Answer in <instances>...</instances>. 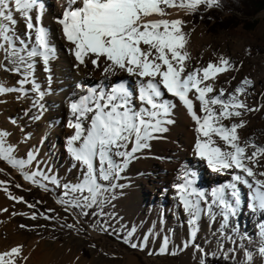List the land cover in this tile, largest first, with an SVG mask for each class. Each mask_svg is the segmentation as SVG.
I'll list each match as a JSON object with an SVG mask.
<instances>
[{
    "label": "snow or ice",
    "instance_id": "1",
    "mask_svg": "<svg viewBox=\"0 0 264 264\" xmlns=\"http://www.w3.org/2000/svg\"><path fill=\"white\" fill-rule=\"evenodd\" d=\"M223 7L224 0H64L61 4L62 12L54 21L65 51L73 58L72 68L80 70L91 65L101 77L93 85L78 83L80 94L73 93L68 100L65 126L72 131L66 137L65 150L79 178L69 183L47 175L38 164L36 148L27 151L26 158H17L11 133L3 127L0 161L45 191L61 189L55 202L76 221L62 224V228L79 232L83 228L81 216L105 215L104 206L130 187L121 182L129 165L151 150L153 140L165 138L176 124L174 117L179 107L193 123L192 155L206 163L211 172L228 174L230 179L205 191L196 186V173L182 168L172 187L187 218L188 236L175 250L168 247L170 237L165 236L159 254L175 256L191 248L198 264H208L209 257L218 258V252L236 264H264V245L255 250L237 247L226 252L221 246L218 252H209L196 243L203 217L210 225L218 223L220 234L231 239L225 230L239 228L243 207L252 214L259 213L258 235L264 240V144L257 143L252 135L242 138L240 134L248 124L246 117L264 111V102H247L254 88L249 76L242 77L235 87H231L237 79L235 75L225 81L229 87L217 86L221 75L239 72L242 61L234 63L230 57L213 52L215 59L202 63L201 57L193 63L189 50L195 29L186 30L189 21L184 17ZM43 11L40 0H0V72L18 77L13 85L0 81V102L13 93L17 101L29 100L30 106L22 115L34 121L43 118V101L53 79L51 62L56 59L49 30L42 23ZM17 16L24 23L25 39L16 35L20 22ZM38 63L46 74L47 89L36 78ZM121 74L131 83L120 78ZM258 95L264 98V92ZM9 122L19 126L16 119L10 117ZM23 138L29 140L30 134L24 133ZM30 166L35 170H28ZM9 184L0 180V190L7 199L36 208L23 196L14 195ZM242 188L248 189L246 201ZM46 211L48 214H39L45 220L58 218V214L51 215L55 209ZM7 212L8 208H0V213ZM17 215L28 213H10V217ZM37 217L33 211L30 219ZM18 227L30 230L26 224ZM132 237L129 232L123 242L143 251L148 237H144V243H136ZM29 260L22 243L0 251V264H28Z\"/></svg>",
    "mask_w": 264,
    "mask_h": 264
},
{
    "label": "bare ground",
    "instance_id": "2",
    "mask_svg": "<svg viewBox=\"0 0 264 264\" xmlns=\"http://www.w3.org/2000/svg\"><path fill=\"white\" fill-rule=\"evenodd\" d=\"M40 2L44 5L43 26L49 30L51 44L56 49V59L51 62L53 79L50 83V91L47 92L43 101L45 104L43 118L34 121L24 117L22 113L29 108L30 102L29 100L17 101L16 94L13 93L5 96L4 101L0 102V127L10 131V142L16 146L17 158H26L27 151L36 148L38 149V164L42 170H46L47 175L54 176L62 182L75 183L79 178V173L72 169L73 160L65 150L66 137L72 131L65 126L69 116L68 100L73 93L80 94L76 88L78 83L93 85L101 77L99 71H94L91 65L80 70L72 68L73 58L65 51V42L60 38L59 26L54 21V18L62 12L61 4L64 3V0H40ZM184 18L191 21V16ZM17 19L20 22L16 26V35L25 39L24 23L19 16ZM191 29H195L189 44L193 63L201 57L202 63L215 59L212 56L213 52L230 57L234 63L242 61L241 70L221 75L217 86L229 87L225 81L235 75L237 79L232 81L231 85V87H235L242 77L249 76L254 81V88L248 93L247 102L250 104L263 102L264 98H260L258 94L264 92V54H259L255 46H251L249 43L244 44L252 41L253 36L246 35L241 28L217 37L208 36L202 25H187L186 30ZM2 62L3 53L0 52V63ZM35 75L41 86L47 89L49 84L46 74L39 63ZM17 78L16 75L0 72V81L6 84L13 85ZM120 78L129 79L131 83V79L125 74H121ZM10 117L16 119L19 126L11 124ZM174 118L176 124L171 126L170 131L165 134V138L153 140L151 150L146 151L141 158L129 165L125 179L121 182L130 185V187H126L122 195L118 192L112 204L118 214L116 219L118 225L126 233H133L134 242L144 243V237H148L146 248L141 254H144L146 258H151L150 260L157 259L159 256L169 257V255L159 254V248L165 236L170 237L168 247L173 250L188 236L187 218L178 205L175 190L172 187L177 182V176L182 168L194 171L196 186L205 191H210L211 188L224 184L230 179L228 174L211 172L206 163L192 155L193 123L186 112L178 107ZM246 119L248 124L240 133L242 138L252 135L257 143L264 144V111L251 114ZM21 128H23V132ZM24 133L30 134L29 140H24ZM42 140L43 142H41ZM13 170L16 175L20 174L18 170ZM28 170L34 171L35 168L30 166ZM203 174L208 175L207 180L204 179ZM23 181L25 184H30L24 179ZM49 188H53L50 183ZM57 189L59 188L52 191ZM247 193L248 189L242 188L245 201ZM19 205L20 203H14L7 199L4 192L0 190V208L9 209L7 213H0V235L13 229L19 231L15 222L19 217H10L9 214ZM243 210L244 216L238 218L239 228L236 231L225 230L231 239L220 234L218 223L210 225L208 218L203 217L199 222L196 243L209 252H218L221 246L226 252L237 247L255 250L264 245V240L258 235L257 224L261 219L259 213L252 214L247 207ZM91 232L96 236L100 235L94 230ZM242 235L245 237L244 239H241ZM42 247H44L43 242L40 245L31 243L26 247L25 252L30 256L28 264H60V260L52 254L41 253ZM8 248H0V251ZM148 252L157 254L148 255ZM177 256L181 264H198L193 258L194 254L191 248ZM122 257L125 259L124 264H140L134 251L126 252ZM237 258L239 259V254H237ZM86 262L85 258L78 255L74 260L70 259L65 264H85Z\"/></svg>",
    "mask_w": 264,
    "mask_h": 264
},
{
    "label": "rangeland",
    "instance_id": "3",
    "mask_svg": "<svg viewBox=\"0 0 264 264\" xmlns=\"http://www.w3.org/2000/svg\"><path fill=\"white\" fill-rule=\"evenodd\" d=\"M258 1L264 2V0ZM237 8L243 11L235 13L234 10ZM251 11L252 9L248 10L235 4V0H224V7L222 9L191 15V21L188 25H202L206 30V34L212 37L221 36V34L233 32L241 28L246 35L253 36L252 41L244 44L249 43L251 46H255L259 54H264V10L250 14L249 12ZM201 16L203 19H201ZM217 18L223 19L225 23H228L229 27L227 29H220L219 26H213L214 19ZM232 18L238 21L235 26H233V22L232 24L228 22ZM209 20H212V22L208 23ZM0 169L4 170L0 171L1 180L10 182L8 185L9 190L14 195L23 196L29 203L36 204L35 209H29L25 204L20 203L16 209L10 211V213L25 212L28 213V216L17 215L19 219H16L15 222L19 231L17 232L13 229L3 232L0 235V248H8L16 243H22L25 245L26 250V247L30 246L31 243L40 245L43 242L44 247L41 248L40 252L52 254L60 260V264L68 263L70 259L74 260L78 255L85 258L87 260L86 263L89 264H124L125 259L122 255L133 251L140 264H181L177 255H169L167 258L159 256L157 259L150 260L151 258H146L144 254H141L143 253L141 250H134L130 245L125 244L123 237L127 236L128 233L118 225V221L116 220L118 214L112 205L113 201L111 204L104 206L103 211L105 215L81 216L80 220L83 223V228H80V225L77 224V227L80 228L79 232L69 230L66 227L62 228L61 225L75 223L76 221L73 216L64 212L61 205L55 202L56 196L61 192V189L45 191L33 184H25L22 176L20 174L16 175L13 168L3 161H0ZM203 177L206 180L208 179L207 174H203ZM16 184L23 185V188H16ZM37 201H43V203H37ZM47 209H55V212L51 213V215L56 216L58 214V218L45 220L43 216L39 215L40 213L48 214ZM243 209L245 207L242 208L240 218L245 214ZM33 211L38 214L36 220L30 219ZM20 224L29 225L30 230L20 229L18 227ZM100 225L107 227L108 230L103 231ZM20 230L22 231L20 232ZM91 230L96 231L100 235H94ZM220 257L223 256L218 254V258ZM229 261L236 264L235 260Z\"/></svg>",
    "mask_w": 264,
    "mask_h": 264
},
{
    "label": "trees",
    "instance_id": "4",
    "mask_svg": "<svg viewBox=\"0 0 264 264\" xmlns=\"http://www.w3.org/2000/svg\"><path fill=\"white\" fill-rule=\"evenodd\" d=\"M235 4H238V6L241 7H245L248 10H251V12H249L250 14L252 12H260L264 10V2L258 1V0H235ZM239 8H237L236 10H234L235 13L237 12H242L243 10H238ZM233 12V11H232ZM234 13V14H235ZM247 15V14H246ZM210 21L212 22V20H209L208 23H210ZM227 22V21H226ZM229 23L232 24L233 22V26L236 25V20H234V18H232L230 21H228ZM219 26L220 29H227L228 23H225L223 19L217 18L214 19V23L213 26ZM251 27V26H248ZM208 264H233L231 263L229 260H225L224 258H208Z\"/></svg>",
    "mask_w": 264,
    "mask_h": 264
}]
</instances>
